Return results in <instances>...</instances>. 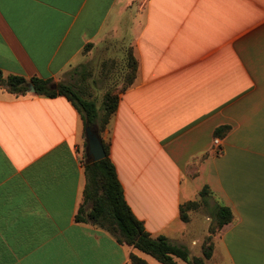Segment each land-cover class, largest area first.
Instances as JSON below:
<instances>
[{"label": "crops", "instance_id": "0c3cea01", "mask_svg": "<svg viewBox=\"0 0 264 264\" xmlns=\"http://www.w3.org/2000/svg\"><path fill=\"white\" fill-rule=\"evenodd\" d=\"M0 70L92 93L118 76L93 127L146 231L193 255L208 225L179 207L207 187L232 212L207 263L264 264V0H0ZM85 128L64 96L0 88V264H161L87 218Z\"/></svg>", "mask_w": 264, "mask_h": 264}, {"label": "trees", "instance_id": "16d2710c", "mask_svg": "<svg viewBox=\"0 0 264 264\" xmlns=\"http://www.w3.org/2000/svg\"><path fill=\"white\" fill-rule=\"evenodd\" d=\"M130 80L136 70V62L131 57L129 62ZM34 86L35 94L46 97L64 96L79 111L84 127H93L96 124L97 110L95 103L83 99L79 93L70 85L52 83L51 80L30 78L27 80L22 76L4 77L0 70V88L15 94L26 95L27 84ZM118 103V93L107 91L103 98L102 114L99 118L100 129L104 128L110 117L115 112ZM229 131L228 126L215 129V137H224ZM105 158L97 162L85 164V175L87 179L84 189L85 202L90 201L91 210L87 218L101 226H107L117 242L128 245L138 251L153 257L161 264H179L178 260L186 264H210L207 261L213 253V236L232 220V212L225 206H218L215 210L214 221L208 227V234L202 242V255L190 256L185 247L172 245L163 235L152 236L146 231L143 223L136 218L131 211L125 198L123 188L117 177L114 164L109 158V149L102 143ZM209 190L204 187L198 195V199L188 201L180 205V218L183 222L189 221V212L197 210L205 205ZM80 210V214H82ZM77 221H84L82 216H76ZM133 264H145V261L130 255Z\"/></svg>", "mask_w": 264, "mask_h": 264}, {"label": "rangeland", "instance_id": "374dc122", "mask_svg": "<svg viewBox=\"0 0 264 264\" xmlns=\"http://www.w3.org/2000/svg\"><path fill=\"white\" fill-rule=\"evenodd\" d=\"M96 63L98 64V62L96 61ZM114 63V65L118 64L119 66V61H115L113 60L112 64ZM121 64V63H120ZM113 65V66H114ZM93 73H96L97 75L99 74V71L97 70V67L95 68V70H91V75ZM118 74L120 75L121 72H113V74ZM114 79L112 78L111 81H105V86H101L102 88H98L96 87V92L95 93H92V88L91 86L89 85H83L82 83L84 84H88V81H85V82H82V79L79 77V79H77L76 82V86L74 87V89L79 93V95L83 98L85 95H87L88 97L89 96H92V95H95V97L93 98L94 100V103L96 105V108L98 110V113H100V111H102V107H103V89H107V91H111V92H118L122 87H120L123 83L122 80H120L119 78H117L118 76H113ZM101 90V91H99ZM106 91V92H107ZM105 92V93H106ZM105 95V94H104ZM194 212L196 213V217H195V221H196V231L198 232L199 228L202 226L203 223H205L206 225H209L212 224V222L214 221V214L213 211H210V210H206L204 207H201V208H198L197 210H194ZM208 227H207V230H208ZM194 227H192L193 229ZM201 256L202 253H201V244H199L198 246L195 247V250L193 252V255L192 253H190V256ZM182 264H186V263H182Z\"/></svg>", "mask_w": 264, "mask_h": 264}, {"label": "water", "instance_id": "95a60500", "mask_svg": "<svg viewBox=\"0 0 264 264\" xmlns=\"http://www.w3.org/2000/svg\"><path fill=\"white\" fill-rule=\"evenodd\" d=\"M28 92L35 93L34 86L31 83L27 84ZM85 138L87 144V156L90 162H97L105 158L106 154L99 138L97 130L94 127L85 128Z\"/></svg>", "mask_w": 264, "mask_h": 264}, {"label": "built area", "instance_id": "2783aa9c", "mask_svg": "<svg viewBox=\"0 0 264 264\" xmlns=\"http://www.w3.org/2000/svg\"><path fill=\"white\" fill-rule=\"evenodd\" d=\"M213 145L215 146V152L216 154H221L222 153V147H221V142L219 139L215 138L213 140Z\"/></svg>", "mask_w": 264, "mask_h": 264}]
</instances>
